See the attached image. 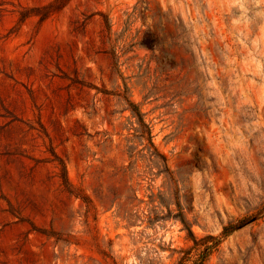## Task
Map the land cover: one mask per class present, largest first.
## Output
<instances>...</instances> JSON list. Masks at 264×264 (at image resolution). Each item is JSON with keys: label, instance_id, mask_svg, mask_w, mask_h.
Returning a JSON list of instances; mask_svg holds the SVG:
<instances>
[{"label": "rangeland", "instance_id": "rangeland-1", "mask_svg": "<svg viewBox=\"0 0 264 264\" xmlns=\"http://www.w3.org/2000/svg\"><path fill=\"white\" fill-rule=\"evenodd\" d=\"M0 264H264V0H0Z\"/></svg>", "mask_w": 264, "mask_h": 264}, {"label": "trees", "instance_id": "trees-1", "mask_svg": "<svg viewBox=\"0 0 264 264\" xmlns=\"http://www.w3.org/2000/svg\"><path fill=\"white\" fill-rule=\"evenodd\" d=\"M132 105L134 106L133 111L135 112V114L140 115L141 114L140 111L136 108V106L133 103H132ZM235 228H236V226L235 227H226L225 233H228V232L234 230Z\"/></svg>", "mask_w": 264, "mask_h": 264}]
</instances>
